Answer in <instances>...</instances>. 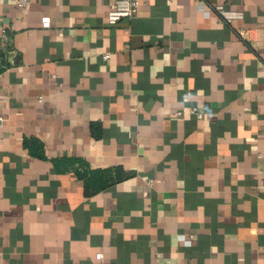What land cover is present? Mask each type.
<instances>
[{
	"label": "crops",
	"instance_id": "1",
	"mask_svg": "<svg viewBox=\"0 0 264 264\" xmlns=\"http://www.w3.org/2000/svg\"><path fill=\"white\" fill-rule=\"evenodd\" d=\"M114 1L0 0V264H264V0Z\"/></svg>",
	"mask_w": 264,
	"mask_h": 264
},
{
	"label": "built area",
	"instance_id": "2",
	"mask_svg": "<svg viewBox=\"0 0 264 264\" xmlns=\"http://www.w3.org/2000/svg\"><path fill=\"white\" fill-rule=\"evenodd\" d=\"M19 8H24L30 0H14ZM139 0H115L113 6L108 10L106 19L109 24H116L121 18L129 17L133 15L139 7ZM216 9L221 11L220 6H217ZM205 13H208L205 11ZM1 36V34H0ZM108 57V55H105ZM191 113L195 114L197 118L202 117V113L197 111L196 108L191 109ZM1 122V117H0ZM151 179L149 182L151 183ZM179 240H181L184 244L188 245L191 242V238L185 237L183 234L178 236ZM97 259L100 258V254L97 253L95 255Z\"/></svg>",
	"mask_w": 264,
	"mask_h": 264
}]
</instances>
